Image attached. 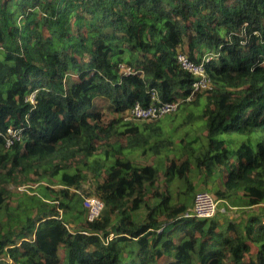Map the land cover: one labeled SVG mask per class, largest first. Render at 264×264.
Listing matches in <instances>:
<instances>
[{"label": "trees", "instance_id": "1", "mask_svg": "<svg viewBox=\"0 0 264 264\" xmlns=\"http://www.w3.org/2000/svg\"><path fill=\"white\" fill-rule=\"evenodd\" d=\"M178 53L211 56V90L189 102L203 141L101 122L96 99L125 114L187 97ZM83 184L103 205L91 223ZM198 188L223 211L185 217ZM160 257L264 264V0H0V264Z\"/></svg>", "mask_w": 264, "mask_h": 264}, {"label": "built area", "instance_id": "2", "mask_svg": "<svg viewBox=\"0 0 264 264\" xmlns=\"http://www.w3.org/2000/svg\"><path fill=\"white\" fill-rule=\"evenodd\" d=\"M210 59L211 56L205 54L199 60L193 61L190 60L186 54L178 53L176 56L178 67L188 73L193 79L187 97L178 101L163 102L158 99L156 93H151L150 103L146 106L135 103L133 107L126 112V118L128 120L142 122L160 120L168 114L175 113L180 104L189 103L193 101L197 95L210 91V79L206 74V64ZM120 69L124 75L130 73V70L124 66H121ZM29 100L31 101L32 97H30ZM19 140V131L13 128L7 129L5 147L8 148L12 146L14 142H18ZM217 205V201H215L210 193L198 191L194 194L192 206L188 214H185V217L210 219L218 212ZM83 207L86 210V220L91 223L99 218L103 205L97 197L89 196L83 199ZM220 211H223V209H220Z\"/></svg>", "mask_w": 264, "mask_h": 264}, {"label": "rangeland", "instance_id": "3", "mask_svg": "<svg viewBox=\"0 0 264 264\" xmlns=\"http://www.w3.org/2000/svg\"><path fill=\"white\" fill-rule=\"evenodd\" d=\"M183 49L186 52V47L185 46H184ZM72 78H73V80L76 81V77L75 76H72ZM201 100H202V98L199 99V101H201ZM95 103H96L95 106H96V109H97L96 111L101 113V122H103L105 124H108L109 122L113 121V119H115V118H117V119L121 118V120L123 122H129V123H135V124H144L145 123V122H142V121L128 120L126 118V116H127L126 113L125 114L124 113H121V114L113 113L112 109L109 108L110 105L107 102V100L96 99ZM188 104L187 103L181 104L179 106V109L175 113L168 114V115L164 116L162 119H160V121H158V127H160L161 130H165L166 128H170L171 129V127H177L185 119V116L188 114L189 111L195 113L194 114L195 119L192 122H190V125L199 127L200 122H198V124L195 122L196 117L199 114V109H197V107H195V106H193V107L190 106L191 104H189V105ZM186 126H189V125H185L183 127V130H184V128ZM172 134H174V133H172ZM25 186L22 185V186L18 187V189H26L27 186L35 187V185L32 186V185H29V184L26 187ZM83 189L85 190L86 193H88V194L91 193V188H89L87 184H83ZM197 190L200 191L201 189L198 188ZM90 195L94 196L93 194H90ZM90 195H83V196H90ZM219 210L220 209H218V211ZM229 217L232 218L233 216L231 214H229ZM160 219H161V217H160ZM255 252H256V249L254 247H251V254H250V256L248 258L252 257ZM58 254H59L60 258H62V256H63L62 255V250H60L58 252ZM167 262H170V260H167V261L164 260V261H161L160 263H167Z\"/></svg>", "mask_w": 264, "mask_h": 264}, {"label": "crops", "instance_id": "4", "mask_svg": "<svg viewBox=\"0 0 264 264\" xmlns=\"http://www.w3.org/2000/svg\"><path fill=\"white\" fill-rule=\"evenodd\" d=\"M184 126L185 125H182L179 127L177 126L176 133H174V135H173V140L175 143L178 142V140L180 139L181 136L184 139L181 142L182 145H185V143L188 141L195 144L196 142L199 143V142L204 140L203 138H204L205 133L202 131V129L200 127L189 125V126H186L183 130ZM166 131L168 132L170 130H166ZM186 132H187V134H185ZM164 260L167 261L168 259H166L164 257H160L158 259V264H164V263H160L161 261H164Z\"/></svg>", "mask_w": 264, "mask_h": 264}, {"label": "clouds", "instance_id": "5", "mask_svg": "<svg viewBox=\"0 0 264 264\" xmlns=\"http://www.w3.org/2000/svg\"><path fill=\"white\" fill-rule=\"evenodd\" d=\"M183 104H184V103H183ZM180 105H181V104H180ZM180 105H179V106H180ZM179 106H178V108H179ZM216 214H217V213H216ZM160 230H161V229H160ZM160 230H159L158 232H160Z\"/></svg>", "mask_w": 264, "mask_h": 264}]
</instances>
